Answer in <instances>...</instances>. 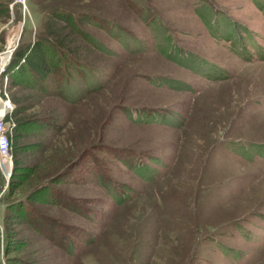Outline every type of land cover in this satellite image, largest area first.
<instances>
[{
	"label": "rangeland",
	"instance_id": "374dc122",
	"mask_svg": "<svg viewBox=\"0 0 264 264\" xmlns=\"http://www.w3.org/2000/svg\"><path fill=\"white\" fill-rule=\"evenodd\" d=\"M13 1L0 264H264V0ZM44 36L67 54L47 90L6 76Z\"/></svg>",
	"mask_w": 264,
	"mask_h": 264
},
{
	"label": "trees",
	"instance_id": "16d2710c",
	"mask_svg": "<svg viewBox=\"0 0 264 264\" xmlns=\"http://www.w3.org/2000/svg\"><path fill=\"white\" fill-rule=\"evenodd\" d=\"M54 12L55 13H54L52 18L55 20L61 19L63 22L73 24V25H75V23L77 22L75 19V16L71 13L66 14V13H62V12H58V11H54ZM85 19H86V17H85ZM51 24L49 25V27H46V35H52L53 32H55V31H52V30H55V27H54L55 24L54 23H51ZM56 32H58L57 29H56ZM53 40L54 39H52L50 37L44 36V37L37 38L30 45H26L25 47H20V48L17 47V49L14 50V52L11 56V60H10L9 64L6 66L5 75L9 76L10 74H12V75H14V77H16V79H18V77L22 73V71H25L27 73V75L37 77V79H38L37 83L32 85V87L34 89L38 88V89L47 90V87L44 88V86L46 85V81L48 79H50V81H51L53 76H56L59 73V69H57V68L61 67V64H60L61 61L60 60L64 58L62 56L67 57V54L63 52V49H61V48L59 49L58 47H56L54 45ZM68 65L69 64H67L66 66H68ZM76 65L77 66H75V67H78L81 69V67L78 64H76ZM68 80H69V78H67V76L65 75V78H63V80L61 79L60 84L61 83L67 84ZM64 81H65V83H64ZM82 98H84V97H82ZM82 98H80V96L78 97V95L74 94L72 97V99H73L72 102H78ZM72 102H71V104H72ZM54 127L56 128L57 125H55ZM14 128H16V127H14ZM113 152L115 153L116 151H113ZM125 155L126 154L121 153L120 155L116 154L114 156L117 157L118 160H120V161L123 160L121 162L126 163L129 160V158H127ZM151 160L153 163L156 162L155 159H151ZM66 169H67L66 167L60 169V171L55 175V178L64 177V172ZM134 169H135V173L140 174L141 176H142V172L144 174L145 173H149V174L151 173L150 167L148 165H145V164H143L142 166H141V164H137L133 168V170ZM41 186H43V185H41ZM41 186L35 187L36 188L35 191L40 190L42 188ZM114 198H115L117 203L123 202V200H122L123 196H121L120 194L115 195ZM68 200H71V199H68ZM58 201L61 203L60 200H56V202H58ZM88 237L91 241L90 235H88ZM67 252L72 253V250H67Z\"/></svg>",
	"mask_w": 264,
	"mask_h": 264
},
{
	"label": "built area",
	"instance_id": "2783aa9c",
	"mask_svg": "<svg viewBox=\"0 0 264 264\" xmlns=\"http://www.w3.org/2000/svg\"><path fill=\"white\" fill-rule=\"evenodd\" d=\"M13 3L18 4V5H23L24 0H14ZM11 56H12V54H11ZM5 102H7V101H5ZM6 116H7V113L0 117V165L7 168L10 166V162H11V136H10V131L12 128L6 126V124H5V117Z\"/></svg>",
	"mask_w": 264,
	"mask_h": 264
},
{
	"label": "bare ground",
	"instance_id": "6f19581e",
	"mask_svg": "<svg viewBox=\"0 0 264 264\" xmlns=\"http://www.w3.org/2000/svg\"><path fill=\"white\" fill-rule=\"evenodd\" d=\"M3 104L7 106V109H9V106H8V104H6L5 102H1V101H0V105H2V106H3ZM4 112H5V111H4ZM1 116H3V114H1V115H0V117H1Z\"/></svg>",
	"mask_w": 264,
	"mask_h": 264
},
{
	"label": "water",
	"instance_id": "95a60500",
	"mask_svg": "<svg viewBox=\"0 0 264 264\" xmlns=\"http://www.w3.org/2000/svg\"><path fill=\"white\" fill-rule=\"evenodd\" d=\"M13 51V50H12ZM12 54V53H11ZM11 54H10V57H11ZM9 60H10V58H9ZM8 63H9V61H8Z\"/></svg>",
	"mask_w": 264,
	"mask_h": 264
},
{
	"label": "crops",
	"instance_id": "0c3cea01",
	"mask_svg": "<svg viewBox=\"0 0 264 264\" xmlns=\"http://www.w3.org/2000/svg\"><path fill=\"white\" fill-rule=\"evenodd\" d=\"M66 100V99H65ZM67 101V100H66ZM9 118V117H8Z\"/></svg>",
	"mask_w": 264,
	"mask_h": 264
}]
</instances>
